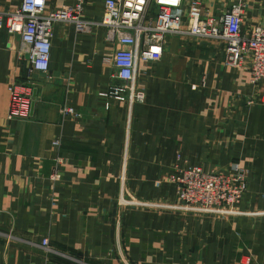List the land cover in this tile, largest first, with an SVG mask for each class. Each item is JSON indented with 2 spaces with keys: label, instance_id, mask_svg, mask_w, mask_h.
<instances>
[{
  "label": "crops",
  "instance_id": "obj_1",
  "mask_svg": "<svg viewBox=\"0 0 264 264\" xmlns=\"http://www.w3.org/2000/svg\"><path fill=\"white\" fill-rule=\"evenodd\" d=\"M20 1L0 0V12ZM103 1L84 0L82 28L54 22L48 71L29 80L27 118H7L9 83L27 80V49L0 28V264H264V215L180 214L118 199L168 200L181 169L237 164L249 177L238 207L264 211V82L227 65L222 40L165 34L161 58L139 61L145 99L129 110L104 96L113 82L105 60L120 45L95 23ZM196 1L210 15L234 2ZM75 3L46 0L45 12ZM244 9L245 33L264 25V0Z\"/></svg>",
  "mask_w": 264,
  "mask_h": 264
},
{
  "label": "built area",
  "instance_id": "obj_2",
  "mask_svg": "<svg viewBox=\"0 0 264 264\" xmlns=\"http://www.w3.org/2000/svg\"><path fill=\"white\" fill-rule=\"evenodd\" d=\"M104 12L97 22L105 28L108 42L120 45L105 65L113 68L112 84L104 96L123 101L129 110L133 104L143 102L144 91L138 86V64L140 60L158 61L162 55L161 41L166 34H187L200 38L219 39L224 42V62L234 68L247 66L251 82H264V25H253L245 33L242 28L245 0H234L220 15H210L201 9L200 2L193 0L184 5L183 0H104ZM84 0H76L73 6L45 12L46 0H21L17 8L0 12V28L10 34H19L26 46L29 61L27 80L9 83L10 120L29 117L33 97L29 80L34 72H46L49 68L51 30L56 21L75 22L82 28L86 22L80 19ZM154 9V23L145 22ZM63 112L72 114V108ZM181 175V174H180ZM182 178L194 184L204 183L207 195L212 185L228 179L227 174H210L199 168L187 167ZM244 170L237 168L235 178H244ZM176 183V182H175ZM177 185V183H176ZM123 197V192H120ZM130 205L148 206L147 201H127ZM161 207V205H158ZM163 207V206H162ZM174 208V206H169ZM42 246L49 249L44 238Z\"/></svg>",
  "mask_w": 264,
  "mask_h": 264
},
{
  "label": "rangeland",
  "instance_id": "obj_3",
  "mask_svg": "<svg viewBox=\"0 0 264 264\" xmlns=\"http://www.w3.org/2000/svg\"><path fill=\"white\" fill-rule=\"evenodd\" d=\"M248 7L249 5H247V9ZM196 167L202 170L203 172L210 174H227L228 179L223 180L218 185H212L210 196H208L207 192L204 191L206 190V182L202 184L199 183L197 185L194 184V182L192 181L187 182L185 179L181 178L179 181L178 179L174 181L175 191L174 196L171 199L160 201L147 199L143 200L138 197H135L134 195H125L123 192L122 198L120 197L119 193V203L124 206H130L132 208H140L146 206L130 205L127 203V201H147L149 202V205L147 206L148 208L150 207L157 210L178 212L180 214L209 215L212 217L220 218H233L235 216L257 217L264 215V211H247L242 210L238 207V204L241 201L243 194L247 191L249 177L247 172L244 170L246 173V176L244 178H235L236 169L238 168L237 164L232 165L229 171H208L203 169L201 166L196 165ZM184 169L185 168L180 170L179 175H182V171ZM175 182L177 183V185ZM158 205H161V207ZM169 206H174V208ZM242 261L246 264H250V257L244 256Z\"/></svg>",
  "mask_w": 264,
  "mask_h": 264
}]
</instances>
